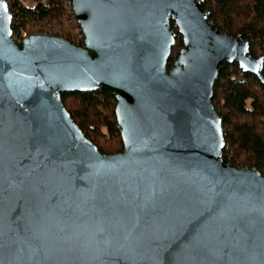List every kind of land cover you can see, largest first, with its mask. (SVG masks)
<instances>
[{
	"label": "water",
	"instance_id": "water-1",
	"mask_svg": "<svg viewBox=\"0 0 264 264\" xmlns=\"http://www.w3.org/2000/svg\"><path fill=\"white\" fill-rule=\"evenodd\" d=\"M202 1L70 0L77 47L14 41L0 0V264H264V177L224 157L212 103L224 63L264 84V57ZM98 90L116 100L112 155L61 100Z\"/></svg>",
	"mask_w": 264,
	"mask_h": 264
},
{
	"label": "trees",
	"instance_id": "trees-1",
	"mask_svg": "<svg viewBox=\"0 0 264 264\" xmlns=\"http://www.w3.org/2000/svg\"><path fill=\"white\" fill-rule=\"evenodd\" d=\"M4 1L13 17V36L44 33L83 46L70 0H33L32 5L26 0ZM202 8L220 32L243 37L252 57H264V0H203ZM172 30L176 37L168 68L183 48L173 25ZM61 100L76 126L101 153L122 151L113 96L98 90L62 94ZM212 103L222 119L224 157L234 166L256 168L264 177V84L256 76L243 73L236 63H224L213 86Z\"/></svg>",
	"mask_w": 264,
	"mask_h": 264
},
{
	"label": "built area",
	"instance_id": "built-area-1",
	"mask_svg": "<svg viewBox=\"0 0 264 264\" xmlns=\"http://www.w3.org/2000/svg\"><path fill=\"white\" fill-rule=\"evenodd\" d=\"M28 3H30L33 0H26ZM7 3V2H6ZM8 5V4H7ZM28 35L25 32H21L20 35H15L13 36L14 41L16 42H20L22 41L24 38H26Z\"/></svg>",
	"mask_w": 264,
	"mask_h": 264
},
{
	"label": "rangeland",
	"instance_id": "rangeland-1",
	"mask_svg": "<svg viewBox=\"0 0 264 264\" xmlns=\"http://www.w3.org/2000/svg\"><path fill=\"white\" fill-rule=\"evenodd\" d=\"M26 4H27V5H29V4L32 5V3H27V2H26Z\"/></svg>",
	"mask_w": 264,
	"mask_h": 264
}]
</instances>
